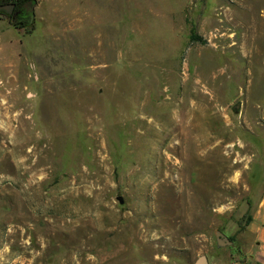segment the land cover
<instances>
[{"label":"rangeland","instance_id":"rangeland-1","mask_svg":"<svg viewBox=\"0 0 264 264\" xmlns=\"http://www.w3.org/2000/svg\"><path fill=\"white\" fill-rule=\"evenodd\" d=\"M84 3L0 38V264H260L264 0Z\"/></svg>","mask_w":264,"mask_h":264},{"label":"crops","instance_id":"crops-1","mask_svg":"<svg viewBox=\"0 0 264 264\" xmlns=\"http://www.w3.org/2000/svg\"><path fill=\"white\" fill-rule=\"evenodd\" d=\"M55 1H60L62 4H69L71 2H76L78 5V11L85 10L82 9V6L86 0H55ZM87 1L90 2L91 0H87ZM2 10L3 9L0 8L1 13H3ZM8 27L13 28L7 21V18L2 16V18H0V38ZM1 44L2 43L0 41V45ZM3 46L1 49H3ZM252 211L253 213L251 215V221L246 226V232L250 234L255 240V250L254 252H252V254L255 255V257L259 260L260 264H264V198L259 199L256 203H254V205H252Z\"/></svg>","mask_w":264,"mask_h":264},{"label":"trees","instance_id":"trees-1","mask_svg":"<svg viewBox=\"0 0 264 264\" xmlns=\"http://www.w3.org/2000/svg\"><path fill=\"white\" fill-rule=\"evenodd\" d=\"M14 1H18L19 3H23L26 1H31V2L36 3V0H0V7L5 6L7 3L14 2ZM2 16L7 18V21L15 30L23 31L25 34H31L35 30V25L32 24L31 20L14 19V18H12L8 15L6 16L5 14L0 12V18H2ZM250 221H251V217H250L249 222Z\"/></svg>","mask_w":264,"mask_h":264},{"label":"water","instance_id":"water-1","mask_svg":"<svg viewBox=\"0 0 264 264\" xmlns=\"http://www.w3.org/2000/svg\"><path fill=\"white\" fill-rule=\"evenodd\" d=\"M35 4H36L35 2L30 3V17L31 18H33L35 16V11H34L35 10ZM0 8L5 10V12L10 15V14H12V12L15 8V4H9L6 6H2ZM235 108L238 109L239 104ZM118 200L121 204H123L122 197H119ZM218 241L221 244H231L232 243V241L229 238H227L226 236H224V234H222V233L219 234ZM194 264H208L206 256H201Z\"/></svg>","mask_w":264,"mask_h":264},{"label":"flooded vegetation","instance_id":"flooded-vegetation-1","mask_svg":"<svg viewBox=\"0 0 264 264\" xmlns=\"http://www.w3.org/2000/svg\"><path fill=\"white\" fill-rule=\"evenodd\" d=\"M30 3H32V2L31 1H26L23 3H19L18 1L10 2V3H7L6 5L15 4V8H14L12 14L9 15L5 12V10H2V11L14 19L30 20L31 19V17H30Z\"/></svg>","mask_w":264,"mask_h":264}]
</instances>
